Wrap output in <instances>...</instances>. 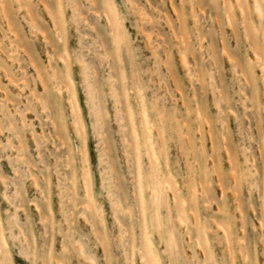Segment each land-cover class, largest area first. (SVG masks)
<instances>
[{
  "label": "rangeland",
  "instance_id": "374dc122",
  "mask_svg": "<svg viewBox=\"0 0 264 264\" xmlns=\"http://www.w3.org/2000/svg\"><path fill=\"white\" fill-rule=\"evenodd\" d=\"M254 1L0 0L4 261L264 264Z\"/></svg>",
  "mask_w": 264,
  "mask_h": 264
},
{
  "label": "bare ground",
  "instance_id": "6f19581e",
  "mask_svg": "<svg viewBox=\"0 0 264 264\" xmlns=\"http://www.w3.org/2000/svg\"><path fill=\"white\" fill-rule=\"evenodd\" d=\"M254 2L256 3V0ZM254 5H255L254 9L256 11V15L259 17L261 12H260L259 8L256 6V4H254ZM253 56H255V55H253ZM181 57H182V61L184 63L185 57L183 55H181ZM181 57H180V59H181ZM257 58H259V57H256L255 59L257 60ZM71 108H73V107L71 106ZM75 128H76V125H75ZM144 136H145V143H146L150 140V127H148L147 125H145V127H144ZM153 168L155 169V167H153ZM151 177H152V179H151V184L149 186V189H150L149 195H150V201H151L152 205L154 206V209L155 210L158 209V203L161 199V194L163 191L170 192V194L173 198V201L175 203L176 199H178V195H177V191H176L172 181L170 180V178H168L167 176L158 174L155 170L152 171ZM183 200H184V198H183ZM160 224L161 223L158 220L155 221V228L157 229L158 232L160 231L159 230L160 226H161ZM1 241H2V239L0 237V262L4 261V258L6 256V254L4 253V250H5V248H8L7 245H5V243H2ZM171 244H172L171 240L165 241V245H166V248L168 251V259L170 256L169 254H170V250H171L170 249ZM139 259L141 261V264H147L148 263L147 261L151 262L149 264H157V262H159L158 261V253H156L153 250V248L150 247V245H148L145 248V250L141 251ZM169 262L170 261L168 260L167 264H169ZM159 264H160V262H159Z\"/></svg>",
  "mask_w": 264,
  "mask_h": 264
},
{
  "label": "snow or ice",
  "instance_id": "6c2138e0",
  "mask_svg": "<svg viewBox=\"0 0 264 264\" xmlns=\"http://www.w3.org/2000/svg\"><path fill=\"white\" fill-rule=\"evenodd\" d=\"M8 5L0 3V8L2 9H7ZM261 21L262 24H264V13H261ZM262 73H264V67L261 68ZM90 107H92V102H90ZM262 156H264V149H262ZM262 239H264V237H262ZM0 264H8L7 261H2L0 262ZM157 264H159V262H157Z\"/></svg>",
  "mask_w": 264,
  "mask_h": 264
}]
</instances>
